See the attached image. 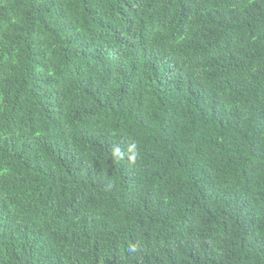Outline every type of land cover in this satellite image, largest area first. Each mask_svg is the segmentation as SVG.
Instances as JSON below:
<instances>
[{"label": "trees", "instance_id": "obj_1", "mask_svg": "<svg viewBox=\"0 0 264 264\" xmlns=\"http://www.w3.org/2000/svg\"><path fill=\"white\" fill-rule=\"evenodd\" d=\"M0 264H264V0H0Z\"/></svg>", "mask_w": 264, "mask_h": 264}, {"label": "clouds", "instance_id": "obj_2", "mask_svg": "<svg viewBox=\"0 0 264 264\" xmlns=\"http://www.w3.org/2000/svg\"><path fill=\"white\" fill-rule=\"evenodd\" d=\"M132 147L134 148L135 146L133 145ZM114 154L117 156L121 155L120 149L118 147L114 149Z\"/></svg>", "mask_w": 264, "mask_h": 264}]
</instances>
